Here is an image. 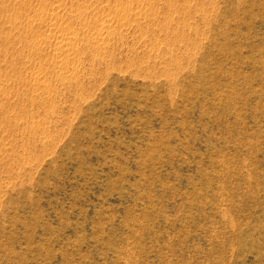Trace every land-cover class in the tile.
I'll return each mask as SVG.
<instances>
[{"label":"rangeland","instance_id":"rangeland-1","mask_svg":"<svg viewBox=\"0 0 264 264\" xmlns=\"http://www.w3.org/2000/svg\"><path fill=\"white\" fill-rule=\"evenodd\" d=\"M0 264H264V0H0Z\"/></svg>","mask_w":264,"mask_h":264},{"label":"bare ground","instance_id":"bare-ground-1","mask_svg":"<svg viewBox=\"0 0 264 264\" xmlns=\"http://www.w3.org/2000/svg\"><path fill=\"white\" fill-rule=\"evenodd\" d=\"M62 45V44H61Z\"/></svg>","mask_w":264,"mask_h":264}]
</instances>
